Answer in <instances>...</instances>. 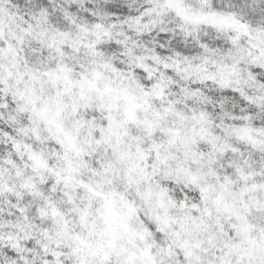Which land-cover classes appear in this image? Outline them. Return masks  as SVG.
<instances>
[{
    "label": "snow or ice",
    "instance_id": "6c2138e0",
    "mask_svg": "<svg viewBox=\"0 0 264 264\" xmlns=\"http://www.w3.org/2000/svg\"><path fill=\"white\" fill-rule=\"evenodd\" d=\"M0 264H264V0H0Z\"/></svg>",
    "mask_w": 264,
    "mask_h": 264
}]
</instances>
